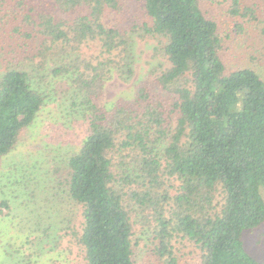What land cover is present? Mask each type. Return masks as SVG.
<instances>
[{
    "label": "trees",
    "instance_id": "trees-1",
    "mask_svg": "<svg viewBox=\"0 0 264 264\" xmlns=\"http://www.w3.org/2000/svg\"><path fill=\"white\" fill-rule=\"evenodd\" d=\"M142 1L152 22L145 33L165 39L169 66L155 76L161 92L143 86L134 104L99 103L115 76L134 75L125 34L102 22L117 0H23L12 30L20 47L41 36L42 63L58 57L52 75L65 79L71 108L87 124L68 160L69 195L83 208L86 264H136L139 225L151 232L158 262L178 264L180 239L199 253L197 264H264L242 243L244 231L264 222V80L249 68L227 71L225 38L202 0ZM8 3L0 0V11ZM88 42L100 44L96 63L75 55ZM48 97L26 71L0 76V159Z\"/></svg>",
    "mask_w": 264,
    "mask_h": 264
},
{
    "label": "rangeland",
    "instance_id": "rangeland-1",
    "mask_svg": "<svg viewBox=\"0 0 264 264\" xmlns=\"http://www.w3.org/2000/svg\"><path fill=\"white\" fill-rule=\"evenodd\" d=\"M20 1L23 0H10L7 8L4 6L0 11V76L10 68L26 71L34 87L49 97L15 149L0 159V264H86L85 249L80 242L83 208L69 195L68 160L81 149L88 135L87 124L80 110L71 108L65 79L52 75L59 64L58 57L41 62L38 56L41 36L23 40L28 45L23 47L18 40L11 39L14 26L20 23V18L16 21L17 15L23 17L25 11L20 9ZM24 1L30 5L37 2ZM117 1L118 10H106L102 22L106 28L125 34L134 58V75L129 81L115 76L107 83L99 103L108 108L119 101L134 104L135 93L143 86L160 93L155 76L169 66L162 48L165 39L145 33V25L152 22L146 15L144 2ZM235 2L202 0L201 6L217 22L225 38L223 57L227 71L249 68L264 80V0H237V6ZM233 9L238 13L233 14ZM6 15L9 17L4 19ZM100 51L99 43L88 42L75 55L96 63ZM177 187L171 190L172 194ZM260 192L264 199V188ZM137 230L136 264H166L164 260L158 262L149 252L153 248L149 240L151 232H142L140 225ZM242 243L249 256L264 262V222L244 231ZM176 246L178 264H197L199 253L193 247L180 239Z\"/></svg>",
    "mask_w": 264,
    "mask_h": 264
}]
</instances>
